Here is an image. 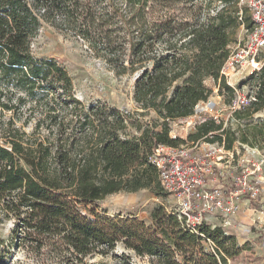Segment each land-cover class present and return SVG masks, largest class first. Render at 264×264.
I'll list each match as a JSON object with an SVG mask.
<instances>
[{"label":"trees","instance_id":"16d2710c","mask_svg":"<svg viewBox=\"0 0 264 264\" xmlns=\"http://www.w3.org/2000/svg\"><path fill=\"white\" fill-rule=\"evenodd\" d=\"M216 1L223 5L212 13ZM239 11L236 0H0V110L27 113L21 126L13 117L0 121V222L15 219V245L41 262L45 256V264H91L98 255L132 264L126 252L116 253L119 243L153 264H227L237 240L222 226L203 222L195 232L163 205L151 223L88 205L143 189L166 195L150 156L161 144L185 141L171 136V121L195 114L213 91L208 80L234 95L221 71L242 23ZM243 14L250 26L249 11ZM44 22L83 39L118 75L134 74V100L141 115L156 112L155 122L135 124L136 134L130 113L79 100L66 68L33 51ZM250 78L259 86L249 106L257 112L264 108V66ZM222 129L207 118L188 139L222 142L225 135L231 148L237 135Z\"/></svg>","mask_w":264,"mask_h":264},{"label":"rangeland","instance_id":"374dc122","mask_svg":"<svg viewBox=\"0 0 264 264\" xmlns=\"http://www.w3.org/2000/svg\"><path fill=\"white\" fill-rule=\"evenodd\" d=\"M220 1H216L211 10L222 7ZM183 6V5H182ZM184 7H186L184 5ZM244 36L241 26L234 35V43ZM33 51L39 58H54L59 64L64 66L73 80V91L75 96L85 105L93 103H103L110 107H116L124 114H131L130 130L139 134L135 124L141 122L144 126L151 125L157 119L155 111L147 115H141V109L134 100L136 77L132 73L118 75L112 67L102 57L89 47V45L72 32L60 30L47 22L41 26L39 33L33 39ZM256 78H244L237 81L236 86L242 87L248 83L250 90L257 87ZM212 89H216L215 82L210 79L207 81ZM221 99H217L223 105H228L232 101V94L227 93L225 89L218 92ZM250 107L242 112L249 113L246 116L238 117L237 114L228 121L227 113H223V122L225 127L234 131L237 135L236 142L244 143L251 147H258L264 152V108L257 112L251 111ZM26 111V110H25ZM17 112L0 110V121L8 122L12 117L21 126L27 119L26 112ZM208 113L199 110L186 118H179L171 121V130L181 138H188L189 134L195 131L197 124L189 125V120L193 122L200 121ZM36 120H30L24 126L26 132L31 133ZM0 126V144H3V129ZM165 191V190H164ZM165 196H160L148 189H143L134 193L120 192L109 195L102 200H97L88 205L89 209H96L102 214L109 216H135L148 223L152 222L151 213L158 205H163L168 211H176L178 200L176 197L165 191ZM262 197V196H261ZM253 202H248L249 211L245 214L246 218L241 219L244 225L238 227H227V230L236 236L237 245L234 247L236 252L228 257L227 264H264V193L263 197ZM262 202V204L260 203ZM220 219V218H217ZM221 220V219H220ZM240 221V220H239ZM237 221V224L238 222ZM15 219H8L0 222V264H45L42 263L45 256L41 258L35 252L27 250L24 246L15 245L13 230L15 228ZM219 223L214 219L211 223ZM242 225V224H241ZM210 243H206L209 246ZM211 248V247H210ZM126 252L130 256L132 264H153L151 259L146 256L137 255L135 252L125 249L123 244L119 243L116 253ZM91 264H118L112 255L95 256L88 260Z\"/></svg>","mask_w":264,"mask_h":264},{"label":"built area","instance_id":"2783aa9c","mask_svg":"<svg viewBox=\"0 0 264 264\" xmlns=\"http://www.w3.org/2000/svg\"><path fill=\"white\" fill-rule=\"evenodd\" d=\"M236 3L244 36L229 45V57L221 71L227 84L234 89L233 99L228 105L218 101L221 96L216 85L209 98L196 105L195 115L202 110L209 114L208 117L197 122L189 120V125H198L211 118L222 123L225 129L223 113H227L225 121H228L257 100L258 85L250 90L248 83L239 88L236 83L258 75L264 66V0H236ZM244 9L250 13V26L244 21ZM214 133L217 132H210L208 136ZM170 134L173 138H181L172 130ZM182 139L185 141L175 146L159 145L150 156L163 188L178 200L176 211L184 226L199 232L198 226L206 222L212 228L222 226L225 234H230L227 227L234 226L243 200L252 204L263 197L264 152L236 141L227 148L225 135L222 142ZM214 219L219 223H211ZM209 243L214 249L213 241L208 239Z\"/></svg>","mask_w":264,"mask_h":264},{"label":"crops","instance_id":"0c3cea01","mask_svg":"<svg viewBox=\"0 0 264 264\" xmlns=\"http://www.w3.org/2000/svg\"><path fill=\"white\" fill-rule=\"evenodd\" d=\"M262 185H263V189H264V182L262 183ZM263 193H264V190H263ZM263 199H264V198H263ZM260 203L262 204V202H260ZM263 204H264V202H263ZM249 207H250V206L248 205V201H247V200H243L241 210L237 213V215H236V217H235V223H236V225H237L238 227H241V226L244 225V224L241 222V221H244V220H241V219H245V218H246L245 214H247L248 211L250 210ZM239 220H240V221H239ZM237 221H239L238 224H237ZM241 224H242V225H241ZM241 228H242V227H241Z\"/></svg>","mask_w":264,"mask_h":264}]
</instances>
